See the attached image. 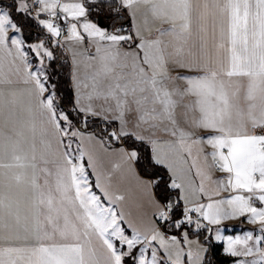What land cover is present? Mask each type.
I'll return each instance as SVG.
<instances>
[{
    "label": "snow or ice",
    "instance_id": "1",
    "mask_svg": "<svg viewBox=\"0 0 264 264\" xmlns=\"http://www.w3.org/2000/svg\"><path fill=\"white\" fill-rule=\"evenodd\" d=\"M0 264H264V0H0Z\"/></svg>",
    "mask_w": 264,
    "mask_h": 264
}]
</instances>
